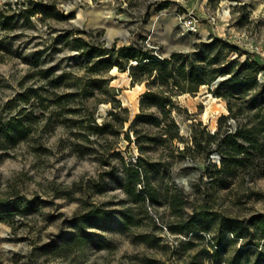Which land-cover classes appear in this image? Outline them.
<instances>
[{"label":"rangeland","instance_id":"rangeland-1","mask_svg":"<svg viewBox=\"0 0 264 264\" xmlns=\"http://www.w3.org/2000/svg\"><path fill=\"white\" fill-rule=\"evenodd\" d=\"M194 18L197 31H185ZM212 37L237 47H218L223 61L264 65V0H0V264H264V127L249 131L264 116V70L232 98L237 117L216 81L190 92L174 80L152 85L169 103L145 107L160 123L139 127L143 153L130 125L147 79L101 70L105 46L162 59ZM104 78L116 107L101 100ZM108 118L106 130L90 129ZM12 122L21 135L8 136ZM225 132L247 149L218 172ZM140 155L150 168L136 185L144 199L124 183ZM94 211L99 226L83 221Z\"/></svg>","mask_w":264,"mask_h":264},{"label":"trees","instance_id":"trees-1","mask_svg":"<svg viewBox=\"0 0 264 264\" xmlns=\"http://www.w3.org/2000/svg\"><path fill=\"white\" fill-rule=\"evenodd\" d=\"M2 24L5 25V23ZM220 46L223 48L229 47L230 49H237L236 46L219 37H212L209 41L194 42L192 49L174 51L171 52L168 57L162 59L159 54L142 50L140 47H136L133 44H124L117 48L115 46H105L103 48L107 50L108 53L107 56L100 59L101 70L103 72L107 73L114 66H117L120 70H130L133 83L138 81L142 82L147 79L146 83L148 89L140 99L142 109L139 113H137L130 125L136 133V141L142 153L145 152V147L141 140L143 135L141 137L139 127L144 126V124L150 125L152 123H160V118L153 112L146 111L145 107L148 105H156L163 110V107L169 103L167 97L163 95L160 97V95L155 92L152 86L155 83H158L161 89H163V87L169 84L170 80H174V84L178 86L181 91L190 92L197 90V88L202 84H210L212 81H216L217 86L214 89V93L227 98L229 115L232 117L238 116L242 106H239L238 109H236L235 106L237 105L236 103H233L232 98L236 100L238 98H243V95L247 91L251 90L258 84V71L264 70V65H261L251 59H246L242 62H236V60L225 62L222 60L223 58L221 57L220 50L218 49ZM210 52H212L211 55L209 54ZM131 60H135L136 64L131 63ZM235 65H237L238 68L235 69ZM138 69L143 72L138 73ZM151 77L152 79H150ZM102 84L105 88L106 96L101 100L112 101L114 103V107H116L115 103H118V99L110 93L113 88V86L110 85V79L104 78ZM261 85V90L256 93L257 97H264V83ZM224 88L227 91L223 92L222 90ZM108 115L113 117L116 114L113 110H111ZM111 120L112 119L109 118L105 119L101 125H97L94 121V124L90 126V129L94 132L106 130L114 124ZM171 124L176 128L177 132L179 124L175 121V119H172ZM119 127H122V125ZM262 127H264V116H262L261 119L256 120L249 131L250 133H254V131H258ZM220 130L221 129L218 128L213 133H209V137L214 139L218 138ZM10 132L21 135L23 132V126L20 125V122H12L9 124L7 134L9 133L8 136H13ZM232 137L233 134L231 132H225L224 135L216 142L214 149L221 153V166L218 169V172H231L233 166L243 162L242 157H234V154L238 155L241 152H244L247 147L242 142L231 143L230 139ZM246 140L252 147H257L259 145V141L255 136H247ZM142 160L143 156L140 155L136 160L137 164L130 166L128 164V166L125 165L124 183L130 187L129 191L133 192L136 198L144 199V195L137 192L136 185L138 182H141L142 179H147L150 168L145 163H142ZM148 193L150 196H153L151 191ZM121 220L123 224L128 223L131 220L130 214L123 212ZM83 221L88 224L99 226L104 223L105 217L103 213L94 211L87 214ZM69 240L70 242H73V244H76L81 239L78 234H74L69 238Z\"/></svg>","mask_w":264,"mask_h":264},{"label":"built area","instance_id":"built-area-1","mask_svg":"<svg viewBox=\"0 0 264 264\" xmlns=\"http://www.w3.org/2000/svg\"><path fill=\"white\" fill-rule=\"evenodd\" d=\"M198 23H199V20L197 18H194L192 21H190V25L188 24L189 27H187L185 31H188V32L197 31Z\"/></svg>","mask_w":264,"mask_h":264},{"label":"water","instance_id":"water-1","mask_svg":"<svg viewBox=\"0 0 264 264\" xmlns=\"http://www.w3.org/2000/svg\"><path fill=\"white\" fill-rule=\"evenodd\" d=\"M181 50H184V49H181ZM186 50H187V49H186ZM169 55H170V53L167 54V56H169Z\"/></svg>","mask_w":264,"mask_h":264},{"label":"bare ground","instance_id":"bare-ground-1","mask_svg":"<svg viewBox=\"0 0 264 264\" xmlns=\"http://www.w3.org/2000/svg\"><path fill=\"white\" fill-rule=\"evenodd\" d=\"M124 72H125V71H124ZM124 72H123V73H124ZM137 86H139V84H137Z\"/></svg>","mask_w":264,"mask_h":264}]
</instances>
